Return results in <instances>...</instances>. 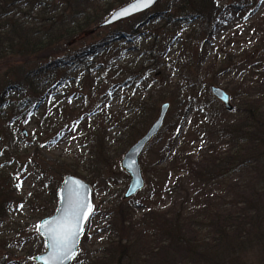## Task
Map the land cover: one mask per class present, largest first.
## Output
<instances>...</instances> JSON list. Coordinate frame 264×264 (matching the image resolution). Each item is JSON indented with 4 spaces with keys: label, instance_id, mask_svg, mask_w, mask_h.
<instances>
[{
    "label": "rangeland",
    "instance_id": "374dc122",
    "mask_svg": "<svg viewBox=\"0 0 264 264\" xmlns=\"http://www.w3.org/2000/svg\"><path fill=\"white\" fill-rule=\"evenodd\" d=\"M131 1L120 4L110 0L113 6L104 21ZM215 1L225 10L210 25L204 24L200 15L187 17L185 24L169 22L168 17L180 15L183 8L187 13L192 12L194 0H158L149 9L112 24L102 25L103 21L94 25L72 43L78 46L92 44V50L103 36L113 30L119 31L112 36L113 46L108 52L92 58V70L78 73L79 78L55 84L50 100L36 101V107L25 120L14 118L12 124L11 111L0 114V185L4 177L10 178L8 188L15 184L13 197H16L7 206L6 215L0 217V264H37L34 256L42 252L46 244L36 225L56 210L58 199L56 196L53 200L52 194L67 174L90 182L95 204V212L71 264H75L79 254H83V258L91 254L100 256L114 236L128 237V229L124 230L121 222L116 223V230L110 226L115 202L129 201L134 214L140 218L147 211L148 204L164 210L177 200V207L202 219L208 194L213 201L230 204L235 201L239 186H254L259 179L264 180V146L242 151L238 158H229L214 170L210 180L203 179L202 184L187 171L181 172L178 181L173 171L164 174L162 180L160 172L152 169L155 162L164 166L169 161L171 152L168 151L178 146L184 129L196 117V99H212L214 108L227 110L212 93V85L228 91L235 108L244 96V83L256 82L264 75V69L258 70L255 65L258 57H264V0H255L245 7H240V0ZM202 23L198 37H189ZM176 31L180 35H175ZM156 37L158 41H167L166 50L153 46ZM15 51L0 56V92L10 81H23L26 71L38 62L35 59L40 53L23 55L18 47ZM225 52H232L239 63V70L234 71L224 65ZM246 66L247 69H241ZM62 75L63 70H59L58 77ZM205 86H208L206 92ZM31 91L26 95L33 94ZM192 94L194 101L189 99ZM15 96L11 97L12 100ZM138 99L145 101V118L129 136L118 118L122 113L134 118L135 108H127L131 106L129 100ZM182 99H185L184 103H181ZM165 101L171 105L164 126L140 157L146 185L126 199L124 193L129 175L122 169L121 160L157 119ZM236 112L234 110L233 114ZM96 126L99 130H94ZM11 139L17 144L10 142ZM171 143L173 145L169 148ZM229 143L227 139L219 141L215 138L212 143L209 137L207 141L197 139L189 144L187 152L200 160L212 152L230 150ZM162 154L166 157L161 159ZM157 179L170 187L176 185L172 192L147 198L153 193L151 190ZM21 180L23 183L18 189L17 184ZM238 180L244 183L236 185ZM199 186L205 188L200 193L197 191ZM253 228L252 236L244 244L234 242L211 252V247L206 244L210 239L206 236L205 226L200 232L204 238L203 255L192 258L173 250L164 257L158 254L151 259V264L172 261L188 264L193 259L195 264H264V222ZM150 234L151 239L156 240L160 231L152 229ZM166 234L163 235L164 240H168ZM156 243L153 241L151 244L156 246ZM128 252L134 255L130 264H145L147 257L143 255L145 251L140 244L129 247ZM137 252L141 254L138 256ZM83 258H79L77 264L85 262Z\"/></svg>",
    "mask_w": 264,
    "mask_h": 264
},
{
    "label": "trees",
    "instance_id": "16d2710c",
    "mask_svg": "<svg viewBox=\"0 0 264 264\" xmlns=\"http://www.w3.org/2000/svg\"><path fill=\"white\" fill-rule=\"evenodd\" d=\"M114 1L124 4L129 0ZM194 1L195 5L191 6L192 12L187 13L183 8L184 11L180 15H170L169 22L175 25L185 24L184 20L187 17L200 15L207 25L225 10V7L215 0ZM254 1L240 0L238 3L240 7H245ZM112 6L110 0H0V56L15 51L16 47L23 55L40 53L35 59L38 62L26 71L23 81H10L3 87V91L0 92V114L11 111L12 124L14 118L25 120L36 107L34 105L36 101L50 100L55 84L59 85L63 80L79 78L78 73L92 70V58L97 54L108 52L113 46L112 36L119 30H113L103 36L101 42L92 50H90L92 44L78 46L72 42L94 25L103 22ZM202 25L203 23L200 27L194 28L193 34H189V37H198ZM130 28L134 29V27ZM175 35L180 34L176 31ZM153 46L163 51L167 49L168 43L165 40L158 41L156 37ZM255 62L256 69H264V57H258ZM224 65H228L234 71L240 69L232 52H225ZM241 69H247V66ZM59 70H63L61 77H58ZM244 86V96L234 108L237 111L236 115L233 114L234 110L221 111L219 107L214 108L212 99L204 98L202 101L196 99V117L184 129L185 132L178 146L173 151L171 149L168 151L171 152L169 161L164 166H158L157 162L152 166V169L160 172V179L164 180L163 175L173 171L179 181L181 172L187 171L202 184L203 179L210 180L209 176L213 175L214 170L225 164L229 158H238L242 155V151L264 146V75H261L256 82H245ZM30 89L33 94L28 96L26 93H29ZM204 90L206 92L208 86H205ZM13 95H16V98L12 100ZM189 99L194 101V95L192 94ZM184 101L185 99H182L181 103ZM129 104L131 106L127 109L134 107L135 117L128 118L127 114L122 113L118 121L131 136L145 118L143 112L145 101L129 100ZM5 130L7 132V129ZM94 130L99 128L96 126ZM206 133L209 135L206 136ZM208 137L211 143L215 138L219 141L227 139L230 142V150L223 153L212 152L204 155L200 160L194 159L187 152L189 144L197 139L207 141ZM10 142L17 144L13 139ZM172 145L169 144V148ZM164 157L166 156L162 154L161 159ZM3 179L5 180L0 185V217L6 215L7 206L16 199L13 197L15 184L11 186L12 188H8L10 178ZM162 180H156V185L151 190L153 193L147 198L153 195L160 196L163 192H172L176 184L170 187ZM240 183L244 182L240 180L235 182L236 185ZM239 187L235 201L230 204L213 201L212 196L208 194L205 199L207 207L202 210L205 216L202 219H198L195 213L189 215L183 208L177 207V200L164 210L148 204L147 211L140 218L134 214L135 211L129 201L115 202L111 211L113 217L110 226L116 230V223L121 222L124 230L128 229V237L114 236L102 249L100 256L91 254L83 258V254H79L74 263L77 264L79 258H83L85 262L81 261L79 264H130L134 255L129 254L128 248L136 243L145 251L143 254L147 257L145 264H151V259L158 254L164 257L173 250L194 258L195 255H203L201 247L204 238L200 232L205 226L206 236L210 239L206 244L211 247V252L223 246H230L234 242L244 244L252 236L253 227L264 222V180L259 179L254 186L243 184ZM204 189L199 186L197 191L200 193ZM52 199H56L55 190ZM152 229L160 231V236L158 235L156 240L151 239ZM165 234L168 235V240L163 239ZM153 241H157L156 246H152ZM137 254L139 256L141 253L137 252ZM173 263L180 264L176 261L168 264ZM190 263L195 264L194 259Z\"/></svg>",
    "mask_w": 264,
    "mask_h": 264
},
{
    "label": "water",
    "instance_id": "95a60500",
    "mask_svg": "<svg viewBox=\"0 0 264 264\" xmlns=\"http://www.w3.org/2000/svg\"><path fill=\"white\" fill-rule=\"evenodd\" d=\"M157 1L158 0H153V3L150 4L148 7L140 8L139 10H136V11H130V13L128 15H123V16L117 15L121 10L130 8L134 3V0H133V1L129 2L128 4L122 6L121 8L117 9L112 15H110L102 23V25L112 24L119 19H123V18L129 17L133 14L147 10L150 7H152L153 5H155V3ZM113 17H116V18L114 19ZM211 91L217 98H219L223 102V104L225 105L227 110L232 111L234 109V105L231 103V100H230L231 96H230V93L228 91H226L224 88H222L221 86H218V85H212ZM170 105L171 104L169 101H165L162 103L160 113H159V116L157 117V119L153 122V124L149 127V129L141 137H139L130 146V148L124 153V156L121 160V167L129 175V178H130L128 187L124 193V197L126 199L136 195L146 185V180H145V177L143 174L142 165L140 163V157L144 153V151L146 150L147 145L156 136L159 135L161 129L164 126V122H165L168 110L170 108ZM23 133H26V131L23 130ZM77 183H79V185L81 186L80 187L81 198L86 199L88 202L91 203V205L93 206V213L89 217V219L87 221H85L83 224V231L79 236L75 255L70 260H66V261L49 260L48 254H49V252L52 251V249H50L47 246L48 236H47L46 231L41 230L40 233L43 235V237L45 239L46 246L42 252H40L34 256V259L37 262V264H71L72 261L74 260L75 256H76L77 252L80 249V246H79L80 240H81L83 234L85 233L87 223L89 222V220L93 216L94 210H95V204H94V199H93V187L87 180H85L79 176L73 175V174H67L63 178L62 183L60 184V186L57 189L58 205H57L55 212L53 214L47 216V217L42 218L39 221V223H42L45 220L54 219L59 215V209H61V207L64 205V198L67 195V190L74 189L76 187ZM40 257H44L45 259L41 260V259H39Z\"/></svg>",
    "mask_w": 264,
    "mask_h": 264
},
{
    "label": "snow or ice",
    "instance_id": "6c2138e0",
    "mask_svg": "<svg viewBox=\"0 0 264 264\" xmlns=\"http://www.w3.org/2000/svg\"><path fill=\"white\" fill-rule=\"evenodd\" d=\"M153 0H134L130 8L121 10L117 15H128L130 11L148 7ZM114 19L116 17H113ZM19 179V175L17 176ZM23 181L17 184L19 189ZM80 185L67 190L64 205L59 209V215L36 225L37 231L45 230L48 236L47 246L52 249L48 259L52 261L70 260L76 251L79 236L83 231V224L93 213V206L86 199L81 198ZM22 207V205H21ZM39 259L44 260V257Z\"/></svg>",
    "mask_w": 264,
    "mask_h": 264
}]
</instances>
